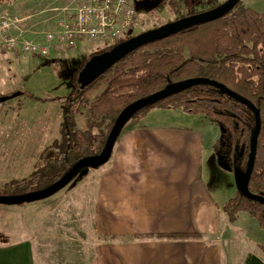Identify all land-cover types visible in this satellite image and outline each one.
<instances>
[{
    "label": "crops",
    "instance_id": "0c3cea01",
    "mask_svg": "<svg viewBox=\"0 0 264 264\" xmlns=\"http://www.w3.org/2000/svg\"><path fill=\"white\" fill-rule=\"evenodd\" d=\"M168 111L176 121L195 117ZM215 141L202 129L130 124L84 195L86 210L66 216L88 227H35L33 242L0 244V264H224V244L239 231H229L233 223L220 217L203 180V156L213 159ZM250 245L247 253L264 262Z\"/></svg>",
    "mask_w": 264,
    "mask_h": 264
},
{
    "label": "trees",
    "instance_id": "16d2710c",
    "mask_svg": "<svg viewBox=\"0 0 264 264\" xmlns=\"http://www.w3.org/2000/svg\"><path fill=\"white\" fill-rule=\"evenodd\" d=\"M168 5L170 11L179 13L180 2L172 0ZM182 17L179 14L176 20ZM192 78L216 81L258 109L261 129L248 190L264 198V15L247 8L238 9L231 19L209 22L146 45L75 93L63 113L61 143L43 152L41 163L29 178L11 185L37 191L50 186L78 160L100 153L125 107L170 84ZM152 106L206 118L219 133L213 151L228 165L229 171L245 170L255 125L252 113L245 106L204 85L174 94ZM152 106L134 117H142ZM95 128H98L97 135L92 134ZM223 209L229 222L246 213L264 230V206L245 199L239 192ZM259 249L264 255V245H259ZM244 264L264 262L249 254Z\"/></svg>",
    "mask_w": 264,
    "mask_h": 264
},
{
    "label": "rangeland",
    "instance_id": "374dc122",
    "mask_svg": "<svg viewBox=\"0 0 264 264\" xmlns=\"http://www.w3.org/2000/svg\"><path fill=\"white\" fill-rule=\"evenodd\" d=\"M170 1L172 0H134L138 17L131 36L175 21L179 14L186 15L195 11L191 5L186 8L181 5L179 13H174L170 11ZM35 2L36 0H2L0 4L17 11ZM240 3L264 15V0H241ZM188 4H191V0H188ZM104 52L105 46L95 43L60 57L39 58L27 54L15 56L13 53H0V97L21 93L20 96L0 104V197L37 191L35 188L21 190L11 183L29 178L41 163L40 156L43 152L53 145L56 138H61L64 110L67 102L79 90L78 74L89 59ZM152 110H157L155 114L158 115L151 116L149 112ZM167 112L169 111L161 106H152L142 117L132 118L124 129L130 124L152 123L202 129L210 140L212 137L216 140L219 136L218 130L211 127L202 116L176 121L168 115L171 113ZM173 112L181 113L177 109ZM156 116H159V120L152 119ZM78 127H82L80 117ZM97 129H93L92 134L97 135ZM212 156L211 160L208 159V152L203 156L202 176L220 209L222 218L226 215L223 209L226 202L236 195L237 189L234 173L229 171L228 165L215 152ZM105 164L80 170L64 188L44 200L21 205L0 204V244L23 239L33 242L35 227L50 226L51 223H54L53 229L61 233L72 232L71 228L88 227L86 220L66 219V216L72 211L86 210L82 199L93 184L96 173L102 170ZM233 230L239 231V235L231 243L224 244L225 249H229V259L224 264H244L249 255L247 252L252 248L250 244L255 253L262 255L256 250V245H264V230L254 219L246 213L239 214L233 225L229 226V231ZM244 239L251 243L246 244ZM91 253L94 258V251Z\"/></svg>",
    "mask_w": 264,
    "mask_h": 264
},
{
    "label": "built area",
    "instance_id": "2783aa9c",
    "mask_svg": "<svg viewBox=\"0 0 264 264\" xmlns=\"http://www.w3.org/2000/svg\"><path fill=\"white\" fill-rule=\"evenodd\" d=\"M134 0H36L17 11L0 4V53L60 57L98 43L128 40L137 23Z\"/></svg>",
    "mask_w": 264,
    "mask_h": 264
},
{
    "label": "water",
    "instance_id": "95a60500",
    "mask_svg": "<svg viewBox=\"0 0 264 264\" xmlns=\"http://www.w3.org/2000/svg\"><path fill=\"white\" fill-rule=\"evenodd\" d=\"M239 1L240 0H228L226 3L217 7L216 9L195 15H190L166 23L155 29L148 30L142 34L134 36L114 46L113 48L106 50V52L98 56L92 57L84 64L82 70L78 74V79H77V83L79 84L78 91H81L87 88L88 86H90L106 71H108L115 64L123 60L125 57H127L129 54L133 53L134 51L146 45L172 37L188 29L217 20L228 14L230 11H232V9H234V7L239 3ZM200 85L210 86L212 88L219 90L224 95L228 96L229 98L245 106L252 113L254 117L255 125L250 139L249 154L247 158L246 168L244 171H235L234 181L237 192H239L245 199L250 201H256L260 205L264 206V198L261 196H255L251 194L248 190V184L250 181V177L253 171L254 162L256 158L257 139L261 129L259 111L247 99L234 93L224 85L216 81L209 80L207 78H192L174 84H170L166 86L164 89L154 94H151L147 97H144L142 99H139L131 103L130 105L125 107L116 118L100 153L78 160L59 180H57L50 186L42 190L27 193L24 195L0 197V204L21 205V204L41 201L52 196L53 194L64 188L80 170L84 168H94L105 164L109 160L114 145L118 140L120 134L122 133L124 127L135 116L136 113L174 94L180 93L184 90ZM20 95L21 93H15L8 97H0V104L5 103L6 101Z\"/></svg>",
    "mask_w": 264,
    "mask_h": 264
},
{
    "label": "flooded vegetation",
    "instance_id": "af4514ba",
    "mask_svg": "<svg viewBox=\"0 0 264 264\" xmlns=\"http://www.w3.org/2000/svg\"><path fill=\"white\" fill-rule=\"evenodd\" d=\"M143 2L144 1H150V0H142ZM178 2H180V5H182V7H187L188 5H191L192 7V10L194 9L195 11L193 13H189V14H186V15H183V17H187V16H190V15H195V14H199V13H203V12H207V11H210V10H213V9H216L217 7L223 5L224 3H226L228 0H200V1H195V0H191V4H188V0H177ZM241 1V0H240ZM239 3L234 7V9H232V11H230L228 14H226L225 16L217 19V20H220V19H231L235 16V14L238 12V9L240 8H247L243 5H241V3ZM145 2V3H146ZM191 8H188L189 10H191ZM249 9V8H247ZM253 11V10H252ZM255 12V11H254ZM260 14V13H258ZM263 15V14H262ZM182 17V18H183ZM176 20V19H175ZM217 20H214V21H217ZM212 21V22H214ZM204 25V24H203ZM201 26V25H200ZM131 38L134 37L133 35L130 36ZM130 39V38H129ZM84 66V65H83ZM82 70V69H81ZM80 73V72H79ZM56 138L52 144H55V143H61L62 141V137L59 139ZM58 140V141H56Z\"/></svg>",
    "mask_w": 264,
    "mask_h": 264
}]
</instances>
